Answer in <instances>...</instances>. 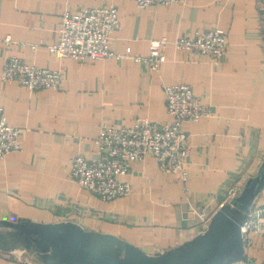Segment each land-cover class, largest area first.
I'll list each match as a JSON object with an SVG mask.
<instances>
[{
	"label": "crops",
	"instance_id": "crops-1",
	"mask_svg": "<svg viewBox=\"0 0 264 264\" xmlns=\"http://www.w3.org/2000/svg\"><path fill=\"white\" fill-rule=\"evenodd\" d=\"M115 4L120 26L110 46L123 59L77 60L51 50L65 10ZM221 27L228 46L214 57L181 50L178 36ZM10 36L8 44L5 38ZM167 37L159 70L132 56L147 55ZM19 56L61 71L56 89L32 90L1 77ZM188 83L211 108L184 128L193 147L189 179L163 172L153 155L132 164L123 179L130 195L104 200L72 177L77 156L95 158L109 126L144 117L171 121L165 86ZM25 127L21 149L0 161V219L72 220L119 236L155 254L202 233L193 210L215 213L228 189L258 174L264 160V0H179L139 7L135 0H0V115ZM252 210L263 209L247 254L264 264V188ZM0 264H45L31 249L0 248Z\"/></svg>",
	"mask_w": 264,
	"mask_h": 264
},
{
	"label": "built area",
	"instance_id": "built-area-1",
	"mask_svg": "<svg viewBox=\"0 0 264 264\" xmlns=\"http://www.w3.org/2000/svg\"><path fill=\"white\" fill-rule=\"evenodd\" d=\"M139 7L150 4H171L179 0H135ZM118 7L109 5L86 7L79 11L65 10L59 26V40L50 48L61 56L85 61L92 59L129 57L115 51L110 46L112 34L119 28ZM5 41L10 44L12 38ZM177 48L199 54L210 55L217 61L225 54L228 46L227 32L221 27L205 28L194 36L181 35L173 41ZM170 43L167 37L153 39L147 55L132 56L135 61L149 63L153 70H159L165 60V47ZM5 80H16L32 90L56 89L62 82L61 71L29 63L19 56L9 57L1 73ZM166 100L171 121L153 120L148 117L138 119L132 126H109L98 138L97 156L88 159L82 155L73 161L72 177L83 187L104 200L130 195L132 184L122 177L132 164L153 155L159 168L166 173H176L184 183L189 179V160L192 145L189 133L184 128L188 121H198L211 114V108L204 99L195 94L188 83L165 86ZM25 127L12 125L4 113L0 115V161L7 155L21 149V136ZM244 184L234 183L227 192L221 206L230 204L244 188ZM200 223L209 224L212 215L207 210H193ZM263 209L250 210L241 225L244 253L227 264H262L247 254L252 244L251 231L260 227Z\"/></svg>",
	"mask_w": 264,
	"mask_h": 264
},
{
	"label": "water",
	"instance_id": "water-1",
	"mask_svg": "<svg viewBox=\"0 0 264 264\" xmlns=\"http://www.w3.org/2000/svg\"><path fill=\"white\" fill-rule=\"evenodd\" d=\"M264 188V160L230 204L221 206L205 230L167 251L149 254L117 235L72 221L0 219V248L31 249L45 264H227L244 253L241 225Z\"/></svg>",
	"mask_w": 264,
	"mask_h": 264
}]
</instances>
